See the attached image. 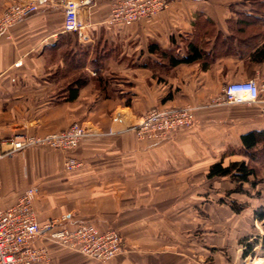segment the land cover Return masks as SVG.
<instances>
[{"label": "crops", "instance_id": "0c3cea01", "mask_svg": "<svg viewBox=\"0 0 264 264\" xmlns=\"http://www.w3.org/2000/svg\"><path fill=\"white\" fill-rule=\"evenodd\" d=\"M115 1L81 8L85 28L78 35L64 32L61 8L39 0L11 39L0 36V140L45 136L74 123L87 133L69 154L81 163L74 170H65L67 153L48 147L0 160V209L36 188L40 223L67 216L68 228L93 222L124 238L123 251L107 263L40 238L50 264H206L207 210L215 217L224 207L207 203V191L223 180L228 188L218 187L219 195L233 188L228 178L209 180L207 173L216 162L248 161L241 136L264 130L257 105L215 104L223 83H264V63L217 52L216 43L238 34L237 23L254 12L248 0L178 1L127 26L110 22ZM9 4L0 0V16ZM255 28L246 30L264 33ZM191 42L202 58L175 64ZM79 77L87 82L71 100ZM183 106L195 108L191 128L157 140H139L131 130L151 109Z\"/></svg>", "mask_w": 264, "mask_h": 264}, {"label": "built area", "instance_id": "2783aa9c", "mask_svg": "<svg viewBox=\"0 0 264 264\" xmlns=\"http://www.w3.org/2000/svg\"><path fill=\"white\" fill-rule=\"evenodd\" d=\"M10 4L0 16V36L11 39V29L39 9V0H7ZM193 3L209 0H116L112 5L111 23L132 25L143 19L156 16L172 3ZM64 12V32L82 35L85 24L80 17L83 7L94 5L97 0H49ZM216 105H257L264 116V85L256 79L228 83ZM195 123V108H154L148 111L138 124L131 127L139 140H157L180 128H191ZM79 124L45 136L14 135L0 140V160L12 157L26 149L39 146L71 153L86 137ZM81 163L68 157L64 162L66 171L80 167ZM36 188L27 189L17 203L0 209V264H50L51 255L46 245H37L45 238L57 245L71 249L96 261L107 263L116 257L123 247L119 232H104L92 223H81L74 228L65 224L69 218L38 221L34 210Z\"/></svg>", "mask_w": 264, "mask_h": 264}, {"label": "rangeland", "instance_id": "374dc122", "mask_svg": "<svg viewBox=\"0 0 264 264\" xmlns=\"http://www.w3.org/2000/svg\"><path fill=\"white\" fill-rule=\"evenodd\" d=\"M246 36L248 35H244V37ZM261 42H263V39L259 41L257 40L254 42L249 41V39H247V42L238 41V43H235L231 41L228 44H226L224 41L223 42L218 41L216 43L219 48L217 52L219 53V56L235 57V58L241 59L243 63L246 64L248 59L250 58V54L253 51L252 49L254 48V45L258 46L261 44ZM252 46L253 48H251ZM260 67L264 68V65ZM226 84L228 83H223L222 85L223 89L226 86ZM260 84L264 85V83H260ZM74 124H79V123H74ZM29 136H35V135H29ZM33 147H39V146H33ZM67 154L69 155L70 153H67ZM68 157H72V156L69 155L66 157V159ZM258 158L259 159L256 162V166H257L258 180L260 181V184L255 190L247 187V189H249L251 193L250 197L247 195L236 194V193L228 197L226 196V193L224 192H222L221 195H219L218 187H222L223 191L228 188V184H227L228 182L226 180L225 181L223 180L221 185L216 184L215 188L213 189L214 191H207V194H206L207 203L211 205H213L212 203L214 202L217 205L224 204V207L219 211L217 209L213 211L217 213L215 217L211 216L212 210L210 212L209 210H207L208 211L206 215L207 231L205 233L206 238H205L204 243L207 245V251H209V254L207 253L206 264H254V262L264 263V248H261V246L259 245L258 247L254 249L256 251V255L243 258L242 257V245L239 243L241 239L245 237H249L252 234L256 236L264 235V221L260 222L254 219V211L256 209L264 210V157L261 156ZM232 200L236 201L239 205L246 207L240 215L235 214L231 208L228 210L226 209V207H229L228 203ZM214 220L216 221L215 225L212 224L213 223L212 221ZM86 223L94 224L93 222H86ZM107 230H114V231L119 232L116 229H107ZM101 232H104V231H101ZM120 235L123 241V247H122V251H123L124 238L121 233ZM55 246L60 249L72 251L71 249L60 246V245L55 244ZM209 246H211L212 249H210Z\"/></svg>", "mask_w": 264, "mask_h": 264}, {"label": "trees", "instance_id": "16d2710c", "mask_svg": "<svg viewBox=\"0 0 264 264\" xmlns=\"http://www.w3.org/2000/svg\"><path fill=\"white\" fill-rule=\"evenodd\" d=\"M249 10L254 12V15L249 18H244L237 25L240 28L237 30L238 34L226 38L224 42L226 44L232 42L238 43L249 41H259L264 38V33L261 30H255L254 32L247 31L246 28H255L257 26H264V0H248ZM256 29V28H255ZM253 33V34H252ZM244 35H248L244 37ZM223 42V41H222ZM253 48V46L251 47ZM250 58L257 64L264 63V42H261L260 45L255 46L252 49ZM203 49H200L198 45H195L193 42L189 45L187 56L182 59L175 60V64L180 63H193L203 56ZM87 80L79 77L76 81L78 88L75 91V95L69 97V99H74L78 93L79 87L86 84ZM242 141V153L249 160L233 161L225 165L224 161L214 163L207 173V179L215 178H228L233 184V188L226 192V196H231L232 194H242L251 196L250 190L247 187L255 190L257 189L260 181L258 180L257 166L256 162L258 157H264V130H254L248 132L241 136ZM261 160V159H260ZM223 202V201H222ZM225 202V201H224ZM226 203V202H225ZM228 203V202H227ZM232 211L240 215L242 211L246 208L245 206L239 205L236 201L232 200L228 203ZM254 219L260 222L264 221V210H255ZM242 245V257L247 258L248 256L256 255L254 250L259 245L261 248H264V235H251L245 237L239 241Z\"/></svg>", "mask_w": 264, "mask_h": 264}, {"label": "bare ground", "instance_id": "6f19581e", "mask_svg": "<svg viewBox=\"0 0 264 264\" xmlns=\"http://www.w3.org/2000/svg\"><path fill=\"white\" fill-rule=\"evenodd\" d=\"M47 247H48V246H47ZM254 264H264V263H255V262H254Z\"/></svg>", "mask_w": 264, "mask_h": 264}]
</instances>
